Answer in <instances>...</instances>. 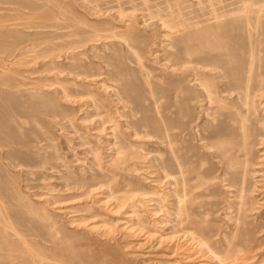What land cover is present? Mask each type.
Masks as SVG:
<instances>
[{"label": "rangeland", "instance_id": "rangeland-1", "mask_svg": "<svg viewBox=\"0 0 264 264\" xmlns=\"http://www.w3.org/2000/svg\"><path fill=\"white\" fill-rule=\"evenodd\" d=\"M68 71L80 76L60 73ZM257 71L264 72V0H0V242L9 244L0 264H174L172 248L148 247L158 234L175 235L166 212L173 196L165 193L174 177L165 173L177 171L178 159L223 177L201 137L240 126L242 114L249 128L260 126L244 83ZM202 83L218 90L219 111ZM169 134L177 136L178 154L157 141ZM117 146L134 169L115 167ZM220 183L188 213L210 223L209 236L219 228V255L249 244L248 261L264 264V193L255 191L256 210L234 228ZM151 192L169 195L143 207L136 198ZM149 206L160 210L149 216ZM114 226L127 234L143 228L154 239L119 232L106 239L104 228ZM232 238L238 246H228ZM205 250L198 253L208 263Z\"/></svg>", "mask_w": 264, "mask_h": 264}, {"label": "bare ground", "instance_id": "bare-ground-1", "mask_svg": "<svg viewBox=\"0 0 264 264\" xmlns=\"http://www.w3.org/2000/svg\"><path fill=\"white\" fill-rule=\"evenodd\" d=\"M80 36L81 37H84L82 35H80ZM91 36H89V37L86 36V37H88L87 40H89V41L90 40H100V38H103V37H100V36H96V37L95 36H92L91 37ZM106 36H108V35H106ZM108 38H109V36H108ZM86 43H88V42H86ZM81 45H82V43H81ZM78 46H79V44H78ZM76 47H77V45H76ZM66 48H64V50ZM69 48H70V46H69ZM60 50L61 51H59V52H62L63 51L62 49H60ZM72 54H74V53H72ZM251 56H253V54ZM253 57H255V56H253ZM216 63H218V62H216ZM172 65L173 64L170 63V66H172ZM262 71L261 72L260 71L259 72L257 71L256 73L253 72L255 75H257V77L255 79L253 78L254 76H252V74H253L252 72H248L247 74L245 73L246 74V77L244 76L245 77L244 83H245L246 90L249 87H252V90H253V93L251 94L252 97L250 99V104H251V107H252V111H254L255 113H256V111H258L257 113L261 112L260 115L259 114L257 115L258 123L260 124V126H258L256 128H254V127L249 128V126L246 123L247 120H245V118H244V116L242 114L240 116L241 117V122H242V123H240V126H235V124L232 123L231 124L232 126H230L229 131H227V132L219 131V127H218L216 129V132L215 133H212L209 136H203V137H201V140H202V143H203L205 149L209 150L210 153L213 154V157H215L217 159L218 164L221 163V165L224 167V169H223L224 170L223 177L219 176V173H217L216 175L209 176L207 174L202 173L199 169H196V168L190 169V168H188V165L187 164H181L178 159L176 160L177 171H174V172L168 171V172L165 173L166 176L174 177L173 178L174 179V182L172 183V186L173 187L169 191L165 192V193H168L169 192V193L172 194L173 199L170 198V199H172V200H170L171 201L170 202L171 204L168 203L169 201H168L167 198L165 200H167V203L170 205L169 206L170 209L167 210L166 212H168L170 215H172L171 218L176 221L175 225L172 226L173 227V233L175 235H171L170 237H168V235L165 236V235H161V234L159 235L158 234V237H156V239H157L156 242L155 243H149L148 247L155 249V248H158L159 246H167L169 248H172L171 250L173 251V253L174 254L176 253V255H177V257H175L174 259L171 260V262H174V264H252V262L248 261L250 259V256H248L246 254L247 251L248 252H251L250 250L253 249V247L251 245L248 246L249 244H247V246L245 245L246 246V249L245 250H242V249H240V248L237 247L238 249H234L233 248L229 253H226L223 256L219 255V228H217V230L214 231V234L213 235L209 236V234H207V233H209L210 231H212L214 228H211L210 223L203 224V223L197 222L194 217H191L190 216V214L188 213V209L193 208L194 206H198V207L202 206L201 199H200L202 197V195H204V194L206 195L208 193L207 191L210 190V188L212 187V185L215 182L219 183V180H220L222 182L220 184L223 186V189H225V191L227 192V195L229 196L228 201H226V203H225V208L229 210V211L226 210V213H228V214H226V218L228 220H235L234 228H236V227H238V224H237L238 222H244V217H245L246 214H248L247 212L253 211L255 209V206L257 205L256 202L258 200L255 197V194H254L255 191L256 190H261L260 192L261 193H264V191H263V189H264V175H263V173H264V167H263L264 166V72H262ZM60 73H66V74L75 75L77 78L80 76V73H77V72H74V71L60 72ZM183 73H185V72H183ZM184 75H187V74H184ZM194 76H195V74H194ZM241 77H243V75ZM217 79H218V77H217ZM252 79H253V84L251 85L250 82H251ZM232 81H234L233 78H232ZM242 81H243V79H242ZM234 84H236V83L234 82ZM191 85H192V83H191ZM231 85H232V83H231ZM197 87H199V86L197 85ZM235 87H237V86H235ZM201 89L205 93V98L207 99V101L210 104H213V102H217L215 106H216L217 110L219 111V104L220 105L222 104L221 103L222 100L219 99V95L220 94H218V90L212 91V89H211V87H210V85L208 83H202V88ZM235 90H236V88H235ZM249 90H247V91H249ZM63 95L66 96V97H68L70 94L65 90ZM254 96H257L258 97V100H254L253 99ZM244 104L246 105V110L249 111L250 110V107H249V101L247 99V95H246V100H245ZM200 110H201V106H200ZM107 115L108 116H106L105 118H106V121H109L108 118H110L111 116H109L110 114H107ZM215 116H217V115H215ZM198 120H197V122H198ZM232 120L234 121L235 118L232 117ZM111 121L113 122L114 120H111ZM115 122H118V121L115 120ZM109 124H110V122H109ZM116 126H117V123L112 124L113 131L116 130V128H115ZM250 129L253 132L249 134L248 133V130H250ZM112 133H114V132H112ZM168 133H170V132H168ZM168 133L166 132V134H168ZM172 133H174V132H172ZM135 134L138 135V133H136V132H135ZM165 138L158 137L157 138L158 139L157 141L160 144L164 143L167 147H169L171 149V154L172 155H173V153L174 154L175 153L178 154V152H179L180 149L178 148L179 147L178 146L179 144H178L177 136L176 135H170L169 134L168 137L166 139ZM160 144L157 145V146H160ZM116 148H117V151L116 152L118 153L119 157L117 159H115L114 162H113L115 164V167L116 166H119L120 163H123V164L126 165V168L127 169H129V170L134 169V167H132V165L131 164H128L127 161H126V158H125L126 155H125V152L123 151V146H117ZM254 149H256L257 152H259L256 155V157L253 156V150ZM113 159H112V161H113ZM197 167H198V165H197ZM203 168L204 167H202V169ZM258 169L263 170V172L260 171V170H258ZM133 174H135L134 171H133L132 175ZM228 174H230V176H228ZM124 175L126 176V174H124ZM254 175L255 176H261V175H263V177H261L258 180H254L253 179V182L251 183L249 181V179H250V177H252ZM150 176H152V175H150ZM161 178H163V177H161ZM168 178H170V177H168ZM178 179H180V181H178ZM158 181H159L158 183L161 182L160 180H158ZM248 181L250 182V184L248 183ZM161 184H166V183L163 180V183H161ZM161 184H159V185H161ZM256 186H258L260 188L257 189ZM257 192H259V191H257ZM149 193L148 194H145V195H141L142 194L141 193L140 196L136 198V200L138 202H140L143 207H146L147 205H154L155 202H158V203L161 204V202L164 201L162 197H165L166 195H169V194H166L165 195L164 192H163L164 193V196H163V194L162 195H159L158 194L156 196V192H151V194H149ZM261 193H259V194H261ZM134 196H136V194ZM111 197H114V196H111ZM118 197L116 196L115 197V200H118L119 199ZM258 197H260V196H258ZM129 198H130V195H129ZM261 199H263V200L261 201L262 204H260V205H263V202H264V194H262ZM123 200H127L125 194L122 196V201ZM254 204H255V206H254ZM233 206L235 207V211L237 213V216L235 218L231 217L232 216V213H231L230 210H231V208ZM147 209L149 210L148 211L149 212L148 215L151 216V215H154L155 213H157V211H158L159 208L156 209L153 206L152 207L149 206V207H147ZM134 210H135V208H134ZM210 211L207 210L208 213H210ZM219 211H220L219 210V207H217L216 209H213V212H216L217 213ZM222 211H224V210H222ZM250 213H252V212H250ZM254 213H256V212H254ZM240 215H241V218H240ZM158 216L159 215H157V217ZM207 219H209V218H207ZM152 222H154V221H152ZM160 222H161V220H160ZM228 222H230V221H228ZM134 226H136V225H134ZM161 226H163V224ZM3 228H6V227L3 226ZM123 228H121L119 226L104 228V234H105L104 236H105L106 239L108 237L111 238L112 237L111 234H114L115 232H119V237H125L126 235H130L131 237L135 238V237L139 236L140 233H141V235H144L147 238H151L152 236H154V235H151V233L149 231H143V228L142 229H138L139 227L138 228L132 227L129 230L130 232H128L129 234H127L125 231L123 232ZM179 233H181V235H179ZM145 237L143 238L144 239L143 243H138L139 245H143V244L147 243L148 240ZM213 237H215V238H213ZM2 240H3V238H2ZM235 240H236V238H235ZM235 240L233 241V238L230 239V240H228L227 241L228 242V246L229 245L238 246V243L235 242ZM263 240H264V238H263ZM130 242L131 241H129V243H127V244H130ZM149 242H150V240H149ZM8 247H9V244H8V242H6V240L5 241L3 240V241L0 242V249H7ZM199 248L200 249H204L205 248L208 252H210V254H211V257L210 258L213 261L210 259L211 261L207 263L206 261H208V260H206V258L204 260V257H203L205 253L203 254V256L198 253L199 250H200ZM19 253H20V251H19ZM19 253H18V255H20ZM196 253H197V255H194ZM23 256H24V254H23ZM146 256H148V255H146ZM253 257H254V255H253ZM194 258H196V259L197 258H200V259H197V261L196 260L194 261ZM28 259L29 258H27V260ZM148 259H150V258H148ZM251 259H253L252 256H251ZM11 263H13V262L11 261ZM24 263H26V262H24ZM142 263H145V261L143 260ZM107 264H111V263L108 262ZM155 264H157V263H155ZM158 264H160V262Z\"/></svg>", "mask_w": 264, "mask_h": 264}]
</instances>
